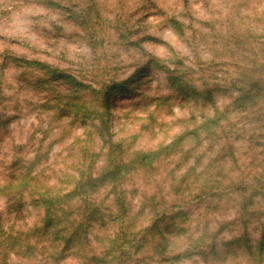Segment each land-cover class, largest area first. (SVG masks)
Here are the masks:
<instances>
[{
  "label": "rangeland",
  "instance_id": "obj_1",
  "mask_svg": "<svg viewBox=\"0 0 264 264\" xmlns=\"http://www.w3.org/2000/svg\"><path fill=\"white\" fill-rule=\"evenodd\" d=\"M188 1L191 18L183 19L180 14L185 11L183 0H0V114L4 119L0 126V186L8 181L18 185L13 174L17 176L22 167H33L32 174L36 176L31 188L44 190L57 185L64 193L75 186L81 171L84 172L83 183L85 178L100 172L112 161L128 163L136 157V151L155 150L169 144L176 134L192 124L188 110H196L200 103L178 98L174 90L171 107L155 110L156 100L152 98L167 95L172 89L165 73L157 68L146 69L142 77L129 81V86L135 89L132 94H113L109 109L112 136L110 139L105 135L109 142L103 143L96 127L99 120L91 126V120L83 123L71 120L70 112H56V108L62 109L66 102L60 95L67 87L64 76L55 74L39 80L43 69L32 71L31 66H23L20 62L22 58L46 62L51 69L76 75L85 82L91 81L94 86L92 76L104 68L109 72L113 69L112 76L123 80L151 57L174 67L168 59L175 51V61L182 59L184 65L197 71L195 84L204 81L198 74L199 69H206L211 78L230 79V75H235L236 67L254 55V40L248 39L252 34H264V0ZM171 12L178 14L185 25L192 19L191 27L183 35L165 20L166 13ZM238 35L245 37L242 49L235 48ZM259 39L264 41V35ZM82 95L74 103L83 98L90 103L91 94ZM215 97L220 103L227 102L230 95L216 91ZM99 99L95 102L105 109ZM86 129L88 133H85ZM188 145L181 146L182 150H188ZM110 147L113 149L111 160L107 155ZM34 157L37 159L32 162ZM191 161L180 159V150H177L156 159L147 166L151 167L149 169L138 162L125 166L132 168L115 191L114 187L112 191L108 188L115 184L108 178L95 193L89 188L84 195L64 199L69 201V208L66 207V213L59 214L61 227L67 232L76 229L78 223L73 225L72 220L80 219L83 212L89 215L85 208L89 199L93 204L95 199L98 209L108 214L114 192L127 197L133 213L138 210L144 193L154 192L156 196L172 201L176 198L171 190L172 183L180 179ZM229 168L225 167L224 171ZM15 191V187L0 189V264H116L92 258L95 253H100V246L103 247L94 243V235H111L112 222L102 225L97 220L95 226L93 222L85 227L82 237L93 242L84 241L83 245L75 242V248L80 251L67 254L60 262L52 261L47 253L40 254L43 250L39 246L28 249L27 230L40 222L43 209L35 206L27 193L20 196V201L19 195H14ZM186 194L187 190L180 196V201H184L181 208L190 215L184 224L182 218L170 217L171 213L162 221L158 216L151 219L152 214L146 208L144 213L135 215L136 230L156 220L169 234L174 230L176 236L175 227L182 223L186 232H181L178 235L181 237L174 241V251L178 252L184 247L186 235H200L204 216L210 217L211 211L205 201L194 202ZM238 209L239 206H227L219 216L216 215L212 225L237 219ZM241 225L231 224L236 227L235 232L226 230L218 236L217 255L208 252L185 256L181 260L168 259L154 254L152 244H149L124 264H255L257 257L251 256L245 247L222 242L241 231ZM106 226H109L106 233L98 228ZM19 234H23L25 241L14 243V237ZM48 237L54 238L53 235ZM262 258L264 264V252Z\"/></svg>",
  "mask_w": 264,
  "mask_h": 264
},
{
  "label": "trees",
  "instance_id": "obj_2",
  "mask_svg": "<svg viewBox=\"0 0 264 264\" xmlns=\"http://www.w3.org/2000/svg\"><path fill=\"white\" fill-rule=\"evenodd\" d=\"M183 2L185 11L184 13L181 11L180 14L184 16H182L183 19L186 16L191 18L188 14L190 11L189 1L183 0ZM165 20H168L173 29L181 35L186 33V30H189L192 25V19L189 24L185 25L175 12L166 13ZM263 35L252 34L248 39L249 41L254 40V55L242 66L236 67L235 75H230V79L211 78L206 69H199L198 74L204 81L197 82V84L194 83V74L197 71L191 66L184 65L182 59L175 61V51L168 59L175 65L174 67L151 57L152 59H148L143 66L138 67L128 78L123 80H116V77L112 76L113 69L109 72L104 68L92 76L91 80L94 82V86L91 81L85 82L83 78L76 75L63 70L51 69L52 66L46 62L20 59L21 64L31 66L32 71L35 68L43 69L39 80H42L43 76L47 79L48 76H56L55 74L64 76L67 87L60 95L66 99V102L62 109L56 108V112H70L73 118L71 120H81L83 123L87 119L91 120V126H94V121L99 120L96 127L103 143H108L109 139L107 138L111 139L112 136L110 134L111 114L109 109L113 94H132L135 89L129 86V81L136 77H142L146 69L157 68L159 72L165 73V78L172 89L167 95L152 98L156 100L155 110H162L166 106L171 107L174 90H176L178 98L200 103L196 110L191 108L190 111L188 110V119L192 124L176 134L169 144L160 145L155 150L136 151V157L128 163L119 164L112 161L100 172L85 178L86 181L83 183L81 181L84 172L81 171L78 175L79 180L67 192L62 193L60 189H57V185L49 186L44 190L31 188L30 185L36 176V174H32L33 167H22L17 176L13 174L18 185H13L12 181H8L7 184L0 186V189L15 187L14 195L18 194L20 201L22 199L20 196L27 193L34 205L43 209L40 222L33 224L27 230L28 249L39 246L43 250L40 254L47 253L52 261L60 262L67 254L80 251V248H75V242H78L79 245H83L84 241L86 243L93 242L90 238L82 237V234L85 227L91 226L90 224L93 222L95 226V222L100 220L102 225L112 222L114 227H111V235H94V243L103 245V247L100 246L102 248L100 253H95L92 256L96 261L124 264L130 261L140 248L149 244H152L151 250L154 254H160L168 259L181 260L185 256L208 254V252L217 255L218 236L226 230L231 233L235 232L236 227H231V224H242L241 231L236 232L230 240L222 242L228 246L234 244L240 248L245 247L251 256L257 257L254 260L255 264H262L264 252V41L259 38ZM243 38L240 35L236 36L235 48L237 46V49L243 48L245 44H241ZM80 74L83 73L80 72ZM216 91L229 93L228 101L218 103V99L214 98ZM86 92L91 94L90 103L84 101L85 98L74 103L75 99L82 98V93ZM98 97L101 100V106L105 109H101L98 102H95ZM2 124H4V119L0 114V126ZM85 133H88L87 129ZM185 144H189V149L183 151L181 146ZM115 147L117 150L116 145ZM177 150H180V159L189 158L192 161L189 162V167L183 171L180 179L172 183L171 190L176 195L172 201H169L168 197H158L154 192L149 195L144 193L138 210L133 213L127 203V197L114 192L108 214L102 213L98 209L95 199L94 204L89 199L86 201L87 207H85L89 215H84L83 212L80 219L72 220L73 225L75 222L78 223L77 228L67 232L61 227L62 219L59 214L66 213L68 211L66 207L69 208V201L64 199L72 200L76 196L84 195L88 193L89 188H91L90 192L94 191L95 193L99 190L100 184L108 178L115 181V184L112 183V187H108L111 191L114 187L113 191H115L120 180L132 168L125 166L138 162L140 166L149 169L151 167L147 166L152 165L156 159ZM107 153L108 159H110L113 149L110 147ZM36 159L37 157H34L31 161L35 162ZM225 167L230 168L225 172ZM137 173L143 175L144 172ZM185 190H187L186 197L188 195L194 202L205 201L210 206L209 215L211 218L204 216L205 221L202 223L200 235L197 237H193L192 234L186 235L184 247L176 252L174 251V246H176L174 241L181 237L178 236L181 232L185 234L186 227L183 224L190 218L188 212H184V209L181 208L184 201H180V196ZM6 194H9V191ZM191 199L189 200L191 201ZM128 202L130 203V201ZM230 205L239 206L238 212H236L238 218L221 224L218 221L216 226H213L212 221H215L216 215L221 214V211H225L226 207ZM146 208H149L152 214L151 219L158 216L162 221L170 213V217L182 218L183 224L177 223L175 227L178 235L175 236L174 230L169 234L167 228L161 227L159 221L156 220L136 230L135 215L138 212L144 213ZM92 214H94V218ZM105 217L108 219H104ZM98 228L103 229L104 233L109 232V226ZM252 233H254L253 236ZM49 235H53L54 238L50 239ZM173 235L175 237H171ZM16 236L14 243L25 241V238L22 239L23 234ZM106 236H109V239ZM205 236L208 238L205 239ZM254 242L256 245L253 244Z\"/></svg>",
  "mask_w": 264,
  "mask_h": 264
}]
</instances>
